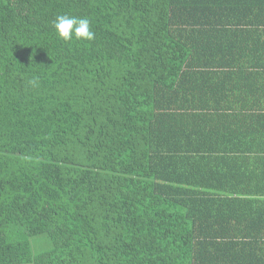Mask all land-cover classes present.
I'll return each instance as SVG.
<instances>
[{"label": "trees", "instance_id": "trees-1", "mask_svg": "<svg viewBox=\"0 0 264 264\" xmlns=\"http://www.w3.org/2000/svg\"><path fill=\"white\" fill-rule=\"evenodd\" d=\"M260 189L264 0H0V264H264Z\"/></svg>", "mask_w": 264, "mask_h": 264}, {"label": "clouds", "instance_id": "clouds-1", "mask_svg": "<svg viewBox=\"0 0 264 264\" xmlns=\"http://www.w3.org/2000/svg\"><path fill=\"white\" fill-rule=\"evenodd\" d=\"M54 29L58 38L63 39L64 41H91L94 38L90 21L86 17L59 14L54 20ZM31 83H35V81H32Z\"/></svg>", "mask_w": 264, "mask_h": 264}, {"label": "rangeland", "instance_id": "rangeland-1", "mask_svg": "<svg viewBox=\"0 0 264 264\" xmlns=\"http://www.w3.org/2000/svg\"><path fill=\"white\" fill-rule=\"evenodd\" d=\"M31 246L34 253L44 250L48 246V241L43 236L32 237Z\"/></svg>", "mask_w": 264, "mask_h": 264}, {"label": "crops", "instance_id": "crops-1", "mask_svg": "<svg viewBox=\"0 0 264 264\" xmlns=\"http://www.w3.org/2000/svg\"><path fill=\"white\" fill-rule=\"evenodd\" d=\"M260 190L262 192H264V189H260ZM261 197H262V198H260L261 201H258V202H262L264 204V195H262ZM263 204H261V206L256 205V208H259V210H261L263 212V210H264V205ZM242 221L245 222L246 220H242ZM251 228H252L251 226H246V227H243L242 229H248L249 230Z\"/></svg>", "mask_w": 264, "mask_h": 264}]
</instances>
